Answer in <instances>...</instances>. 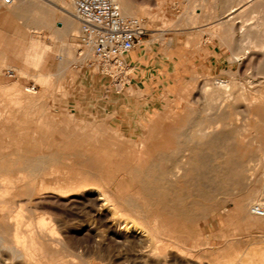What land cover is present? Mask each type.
I'll return each mask as SVG.
<instances>
[{"label": "rangeland", "instance_id": "rangeland-1", "mask_svg": "<svg viewBox=\"0 0 264 264\" xmlns=\"http://www.w3.org/2000/svg\"><path fill=\"white\" fill-rule=\"evenodd\" d=\"M135 1L141 8L151 10L150 14L138 16L144 30L152 32H146L137 48L148 49V56L161 63L159 78L148 73L144 81L138 79V73L148 72L146 63L132 67L126 78L101 75L93 51L83 49L80 33L68 41L59 34L63 25L60 20L46 28L37 23L32 13L24 19L14 15L8 20L0 19V133L4 131L0 134V151L28 147L37 156L49 155L57 166L65 164L86 177L91 187L102 188L111 195L119 180L128 176L123 184L124 190L130 187V198L122 207L125 220L148 229L158 224L169 230L185 250H192L196 262L252 264L256 260L262 264L264 218L253 215L251 208L256 204L264 207V124L243 114L245 103L239 105L237 112L231 109L224 117L218 113L222 101L237 99L240 94L248 100L264 98V88L254 85L261 79L257 76L262 71L259 64L245 57H238L243 61H234V56H243L237 49L238 28L246 20H255L258 15L251 7L264 4V0L241 4L243 8L231 16L228 9L238 0ZM245 8L248 9L243 15L230 20ZM203 9L213 13L201 19L200 24L191 25L190 14H200ZM185 16L188 24L183 21ZM228 29L235 30L232 37L223 32ZM76 48L80 49L77 54L82 62L74 56ZM156 81L154 92L147 89ZM206 89L210 90L209 98L196 101L201 90ZM22 118L26 119L25 124ZM210 126L219 129L228 143L223 139L217 144L209 143L203 132ZM40 135L42 139L47 136V140L40 142ZM238 137L249 140L244 149L238 147ZM18 140L22 146L17 145ZM144 146L153 154L164 153V160L154 158L147 168L139 166L134 154ZM227 147L228 151L234 147L236 154L228 152ZM243 166L257 170L253 180L241 176ZM179 174H183L186 185L175 187L171 181ZM9 177L6 172L0 174V179ZM205 184L208 189L203 188ZM88 211L77 208L59 228V238L78 239L70 242L78 248L75 264H102L95 258L103 247H111L107 249L116 257H132L141 250L139 242L133 239L120 245L111 244L108 239L103 240L106 245L102 243V236L111 226L109 222L98 221L95 229L101 237L88 239ZM100 213V207L95 209L94 215L100 217ZM68 260L66 264H71Z\"/></svg>", "mask_w": 264, "mask_h": 264}, {"label": "bare ground", "instance_id": "bare-ground-1", "mask_svg": "<svg viewBox=\"0 0 264 264\" xmlns=\"http://www.w3.org/2000/svg\"><path fill=\"white\" fill-rule=\"evenodd\" d=\"M0 1L2 2V5H0V19L8 20L13 15L16 16L17 18L24 19L27 15H29V13H32L33 15H35L37 23L46 28H52L56 20L62 21L63 29L62 30L59 29V33H61L64 37L73 38V37H76V34L80 33V28H81L80 22L75 17V10H74L72 3H70L68 0H17L19 3L18 5L16 3L17 1L13 0V4L11 6L5 5L3 0H0ZM254 1L255 0H238L235 6L230 7L228 9V12H229L228 16L235 14L239 10V8L240 9L243 8V6H240L241 4L246 5V3L254 2ZM115 2L120 8L122 16L126 18L138 19L139 14L143 13L146 15V14H150L151 12L150 8L148 7L141 8L135 0H115ZM235 7H238V8L235 10ZM251 8L254 9L253 12L256 13L258 16L255 18V20L253 18H252V21L246 20L245 23H243L238 28V35H239L238 38L239 39L236 42L237 49L243 52L242 54L243 56H240V54L237 55L236 57L234 56V61L236 62L243 61V59L240 60V58L245 57L251 62H257L259 64V67H258L259 71L262 70L257 74V76L261 77V79L258 82L254 83V85H256L258 88L259 87L264 88V4H256V5L254 4ZM206 9H203L202 13L200 14H194L196 13V11L195 12L193 11V14H190L192 15L191 21L193 22L191 25L196 26L197 24H200L201 19L205 20L206 16L211 15L213 13V12L211 13V12L206 11ZM247 9L248 8L243 9L237 15H234V17H231L230 20H232V18L237 19V17L243 15L247 11ZM187 16H189V14H187ZM187 16H185L183 21L188 24L189 21L187 20L188 18ZM229 22L230 21L228 20L227 23ZM141 26L142 28L146 30V28L143 25ZM216 26L212 28H215ZM26 30L27 29H24L23 31H26ZM220 31H221V28H220ZM145 32L148 33L152 31L147 30ZM223 32H225L227 36L232 37L233 34L235 33V30L228 29L226 31L223 30ZM90 52L91 51L87 52L88 53L87 56L90 55ZM235 86H237L236 83H234V87ZM209 91H210L209 89L201 90L200 95L197 97L196 101L199 102V101L207 100L209 98L208 96L210 93ZM214 97L215 95H212L211 99H213ZM194 101H195V98H194ZM242 103H245V107L242 111L245 116L249 118H255L256 120L264 124V98L263 97L262 98L260 97V99L259 98L257 99L255 97V98L248 100L245 97V94H240L237 99L228 98L227 100L221 102V108H219L220 111L218 114L223 116L226 113H228L229 110L231 109H235V111L237 112L240 109L239 105ZM11 104L13 105V103ZM23 105L24 104H21V106ZM21 106L19 105V107ZM38 107L39 106H37L36 108ZM9 108L11 110L10 106ZM1 117L3 119V116ZM25 120L26 119H24L23 121L24 124H25ZM228 122L230 123V121ZM228 122H226V127L228 126L227 125ZM38 128L40 129V127ZM216 128H218V126ZM19 129L20 128H17L15 130H19ZM25 131H27V129H25ZM2 132L4 131H1V133ZM203 135H204V138L205 137L209 138V143L211 144H215V143L217 144V142L220 143V140L222 139L224 140V138H226L225 136H222V133L219 132V129H215V128L213 129L211 126L207 131L203 132ZM45 139H42L41 137L40 142H44ZM238 139L239 137L236 140ZM232 140H235V139H232ZM247 141L249 140L247 139L246 142ZM246 142L244 139L240 138L239 141L237 142L238 147L243 148L244 144L246 145ZM18 143H21V142H19L18 140L17 145ZM36 143L34 144L37 145ZM250 143H251V139H250ZM223 144L224 143H222V145ZM25 145H26V142H25ZM21 146H22V143H21ZM32 146L34 145L32 144ZM37 146L35 148H37ZM193 146L195 148V145ZM250 147H252V145ZM233 148L234 147H232L231 149L233 150ZM0 149L2 150L1 146H0ZM4 149H6L4 152L0 151V174H2L3 172H6L10 175V177L0 179V213L2 214L0 218L1 219V222H0L1 223L0 224V264H17V263H22V264H58V263L64 264L65 263L66 264L68 259L71 260L70 261L71 264H75V259H76V254L78 252V248L73 247L72 244H70V242H75L78 239H76L75 237L72 238L70 236H67L69 233L66 235L67 237L64 238L66 240L59 238L58 235L60 234L59 228L63 226L65 217L72 216L73 212L79 207H84V210L85 209L89 210L88 215H91L90 224L88 225V228L85 230V236L88 239L101 237V234H99L95 229V225L98 221L109 222L111 223V226L108 225L107 232H105V235L102 236L103 237L102 243L108 239V241L110 240L109 243L120 245V243L129 242L131 239H133L135 241H138L139 244L141 245V250L136 251L135 255H133L132 257L131 256L122 257L121 255L120 256L117 255V257L116 255L112 256L110 253V250L107 249L111 247L108 246L105 250L103 247L99 255L96 256L95 258L98 262L102 264H115L116 261H120V260L121 262L123 261L121 264H204L202 260L196 262V260H194L196 257L193 258L192 256V250L189 248L185 250V247H183L181 242L175 237V235L172 232H169V230H164V228H160L159 226H157L158 224L156 223H154L156 225L155 227H153V229L140 227L134 222H129L128 220H125L124 218H122L123 216L122 207L125 201L130 198V194H129L130 187H127V190H124L125 188H123V184L125 183L128 176L121 175L123 177L119 180L117 185L114 187V194L111 195L108 191L103 190L102 188H99L96 186L91 187L87 183L88 180L86 179V177L84 178V176L80 173L76 174L77 172L75 173L73 169L66 168L65 164L64 166H57L56 161L51 160V158H49V155L41 153L42 156H37L39 154H37L35 151L31 150L28 147L27 148H16V149L12 147H7ZM184 149H186L185 146H184ZM226 149L228 151L229 148L227 147ZM38 150H39V147H38ZM183 152L185 151L183 150ZM197 152L199 151L197 150ZM245 152H247V150ZM250 152L248 151L249 154ZM232 154H234L233 151H232ZM117 155L119 156L118 152H117ZM134 155L136 156L135 159L139 163V166L140 165L141 167L146 166V168L151 164V161L154 160V158H158L160 161L164 160V153L157 151L155 154H153L150 152V150L146 146L142 147L141 150H139V152L135 153ZM154 155L156 157H154ZM230 156H233V155H230ZM251 156L253 157V155ZM195 157H197V155ZM59 168L61 170H58ZM218 171H220V169ZM143 172H146V171L144 170ZM216 172H217V169H216ZM256 172L257 170L255 168H252L251 166H243L242 172L240 173L243 178L247 180H253L255 178ZM173 173L175 172L173 171ZM177 176L178 177H175V180L173 179L171 181L172 185L177 187V185L183 184L185 186L186 182L184 181L183 174H179ZM189 177L190 176H188V178ZM161 182H163V180ZM208 187L209 186L207 184L203 186L204 189H208ZM173 190L175 191V189ZM80 197H82L83 199H81ZM98 207H100L103 211L102 214L100 213L101 214L100 217H97L96 215H94L95 209H97ZM12 209H14V211ZM256 217L264 218V216L263 217L256 216ZM82 232H84V230ZM131 233H135V234L139 233V234L132 235ZM63 245L64 247H62ZM262 255L260 256L261 261H263L262 259H264L262 258L264 255L263 256ZM248 260L250 259L248 258ZM244 262H246L245 259H244ZM246 263L248 264V262ZM254 263L258 264L256 260L252 264ZM262 264H264V262Z\"/></svg>", "mask_w": 264, "mask_h": 264}, {"label": "built area", "instance_id": "built-area-1", "mask_svg": "<svg viewBox=\"0 0 264 264\" xmlns=\"http://www.w3.org/2000/svg\"><path fill=\"white\" fill-rule=\"evenodd\" d=\"M80 22V41L85 49L94 53L95 63L101 75L113 79L131 75L132 66L126 56L134 51L146 36L141 22L123 17L115 0H68ZM11 6L13 0H3ZM251 212L263 217L264 208L254 205Z\"/></svg>", "mask_w": 264, "mask_h": 264}, {"label": "crops", "instance_id": "crops-1", "mask_svg": "<svg viewBox=\"0 0 264 264\" xmlns=\"http://www.w3.org/2000/svg\"><path fill=\"white\" fill-rule=\"evenodd\" d=\"M63 24V23H62ZM29 26L31 27V24H29ZM60 26V25H59ZM63 29V25L60 28V30ZM81 32V31H80ZM62 37H64L61 33H59ZM66 39V41H68L71 38H67L64 37V40ZM85 49V48H83ZM150 49H152V47H150ZM79 48L74 49L73 53H76L74 56L77 58L78 61H83V59H81L80 56H78L77 51H79ZM145 52V53H144ZM147 52V53H146ZM149 51L148 49H144L143 51L140 48H136L134 51H132L131 53H129L126 56V60L128 61V63L132 66V67H136L138 66L140 63H146L148 66V72H140L138 73V79H141V81H144L147 77H148V73L154 77V78H159L160 75L158 74L159 72V65L161 66V63H159V61H157L155 59V57L150 58V56H148ZM156 68V69H154ZM162 68V67H161ZM139 81V82H141ZM157 82V81H156ZM152 83L150 84L147 89H150V91L154 92L155 88L158 85V82L156 83V85L153 86ZM139 88V86H138ZM152 94V93H151ZM153 95V94H152Z\"/></svg>", "mask_w": 264, "mask_h": 264}]
</instances>
